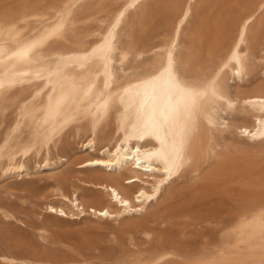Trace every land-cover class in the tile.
<instances>
[{
  "label": "bare ground",
  "instance_id": "obj_1",
  "mask_svg": "<svg viewBox=\"0 0 264 264\" xmlns=\"http://www.w3.org/2000/svg\"><path fill=\"white\" fill-rule=\"evenodd\" d=\"M89 1L63 0L51 14L30 7L13 16L0 14V104L14 95L20 98L16 118L0 140V183L25 181L35 174L61 176L76 166L96 189L82 195L77 189L59 188L61 205L47 200L45 211L75 219L93 215L122 224L118 234L127 249L120 264H245L249 235L256 238L255 244L264 235V76L250 78L253 59H264L256 56L264 38V0H248L235 17L225 59L216 73L207 76L196 69L193 49L180 48L196 3L206 0H172L173 35L160 53L163 59L136 72L130 70L132 50L122 45L119 31L129 11L147 0H124L98 38L86 47H71L78 12ZM195 32L196 28L190 38ZM169 53L172 76L180 87L203 91L201 85L215 79L218 99L202 98L187 121L183 114L178 121L161 115L169 102L183 103L165 72ZM225 72L234 80L230 90L223 86ZM146 94L155 101L154 118L151 102L141 106ZM112 122L114 130L103 143V128ZM23 128L28 129L25 138ZM72 129L79 138L78 156L54 152ZM81 131L89 134L86 139ZM224 133L246 137L260 153L232 156ZM181 142L184 163L169 174L154 154ZM42 151L43 160L31 167V155L41 157ZM188 174L193 184L183 191L179 181ZM229 202L235 211L227 219L229 229L219 238L223 244L217 251H206L197 239L176 235L175 229L192 217L196 205L215 203L217 209ZM234 242L241 249L238 256ZM144 244L150 246L143 248ZM8 252L0 258L10 264L20 261L12 256L13 250Z\"/></svg>",
  "mask_w": 264,
  "mask_h": 264
},
{
  "label": "rangeland",
  "instance_id": "obj_2",
  "mask_svg": "<svg viewBox=\"0 0 264 264\" xmlns=\"http://www.w3.org/2000/svg\"><path fill=\"white\" fill-rule=\"evenodd\" d=\"M61 1L63 0H0V14L2 12L4 15L13 16L24 7L51 14L54 11L52 7L60 6ZM143 3L129 11L119 31L122 45L132 50L128 61L132 72L141 71L150 62L163 59L160 53L167 47L173 35L175 15L173 1L147 0ZM246 3L248 0H206L196 3L193 15L185 26L180 48L183 52L193 49L196 69L203 75H213L220 68L226 56L234 19ZM123 4L124 0H90L87 7L78 12L74 37H71V47H86L98 38L100 33L105 31L106 26L113 21ZM199 24L204 25L201 30L197 27ZM32 27L33 24L30 28ZM195 28V34L193 38H190ZM260 47L261 50L256 53V56H264V38ZM253 61L255 65L254 73L250 76L252 80L264 76V59L258 57ZM223 79L224 88L230 90L234 84L232 75L225 72ZM14 96L0 104L2 110H0V140L17 115L20 98L17 97L18 95ZM114 127L115 124L112 122L103 128L101 136L103 143H106ZM204 132L208 134L206 129ZM27 135L28 129L23 128L21 138ZM88 135L85 131H81L83 139H86ZM224 136L232 156L243 154L253 157L260 153V148L253 146L248 139L245 140L246 137L243 138L235 133H227ZM78 141L79 138L72 129L62 137L53 151L60 149L76 155L80 150ZM41 155V157L31 155V167L35 166L36 161L43 160L45 151H42ZM74 168L72 167L70 172L61 176L35 174L25 181L16 179L9 183H0V255L9 254L8 250H13L12 256L20 260L13 264H63L57 261L62 259L71 260L74 264H120V256L127 249V246L121 243L118 234L122 224H117L110 218L98 219L93 215L75 219L63 215L57 217L45 211L44 203L47 200L56 201L58 205H61L59 196L57 197L56 194L59 188H64L68 192L77 189L82 195H86L90 188L96 189L95 186L85 182V174L77 172ZM179 183L183 191H188L192 187L193 179L188 174ZM229 203L217 209H215V203L196 205L192 213V217L197 213V217L194 215L196 220L194 217L182 220L180 226L175 229L176 235L182 236L185 240L188 237L189 241L197 239L195 241L200 242L206 251H217L223 244V241L219 242V238H222L229 229L226 226L227 219L235 211L234 204ZM255 239L253 234L249 235L245 250V264H264V235L259 239L258 244L254 243ZM233 245L235 256H238L241 249L236 242ZM143 246L148 248L150 245ZM0 264L10 263L0 258Z\"/></svg>",
  "mask_w": 264,
  "mask_h": 264
},
{
  "label": "snow or ice",
  "instance_id": "obj_3",
  "mask_svg": "<svg viewBox=\"0 0 264 264\" xmlns=\"http://www.w3.org/2000/svg\"><path fill=\"white\" fill-rule=\"evenodd\" d=\"M123 15V13H121ZM115 27V26H114ZM55 31L53 30L52 35H55ZM110 50V49H106ZM86 58V57H85ZM233 59L238 58L233 54ZM172 55L171 53L168 54V66L165 69V72L168 74L169 78L174 81V77L172 76ZM146 82L145 86L147 85ZM108 85L105 84V87ZM174 86L176 93L182 98V105L181 104H175L169 102L166 112H162L161 115L165 120L172 119L173 121H178L181 118V114H183V117L185 121L191 118L192 112L197 108L198 104L200 103L202 98L210 99L212 101H215L218 99L216 97V90H215V79H209L206 80L201 87L203 88V91H198L195 89L190 88H182L180 87L179 83H175ZM151 102L152 109H151V116L152 118L156 115V107H155V101L154 99H151L150 97L145 96V99L142 101L141 106L145 107ZM59 101H57V105H59ZM105 107L107 106V101H105ZM163 143V142H162ZM158 158L162 159L165 164V171L169 172V174H174L176 170H178L184 163V158L182 155V142L180 144H173L170 149H164L160 152H157L154 154ZM115 194V193H114ZM150 198V197H149ZM125 205H127L128 201H123ZM103 215H107V212L103 213Z\"/></svg>",
  "mask_w": 264,
  "mask_h": 264
}]
</instances>
